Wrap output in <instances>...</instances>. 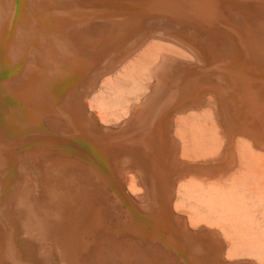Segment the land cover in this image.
Wrapping results in <instances>:
<instances>
[{
  "label": "rangeland",
  "instance_id": "1",
  "mask_svg": "<svg viewBox=\"0 0 264 264\" xmlns=\"http://www.w3.org/2000/svg\"><path fill=\"white\" fill-rule=\"evenodd\" d=\"M34 1L36 5L32 8L30 0H13L12 2L14 13L0 36V84L10 79V89L20 91L26 88L37 71H40L36 68L39 58L34 51L28 52L26 60L17 64L13 63L8 53L19 25L36 21L38 22L36 28L41 31L40 23L48 25L50 20L39 16L37 11L74 10L72 14L76 18H60L54 21L56 26L53 29L54 33L69 52L92 56L100 61L99 67H102L95 68L87 79L84 78L86 67L69 68L53 83L52 95L59 104L67 106L66 112L84 110L87 121H90V126L82 128L87 138L110 139L126 132H133L141 123L142 106L148 101L156 85L138 104L140 108L133 110L129 116H127L129 114L127 106H121L112 111L111 117L119 118L115 120L117 123L101 121L89 105L81 104L79 98L83 96L87 101L98 94L102 90L103 81L114 75L124 63L126 53H122L112 63L106 65L103 57L112 46L111 43L128 38L139 27L149 22L151 25L135 47L140 50L149 41L160 39L183 43L187 50L198 54L194 61L197 62L196 65L184 66L185 72L178 84L181 95L200 91L203 96L200 99L190 100L184 107L196 105L202 108L208 105L210 97L213 96L217 108L216 116L219 124L224 127L223 131L227 133L230 131V137L239 134L240 129L237 127L239 107L235 94L230 93L224 96L219 89L212 87L217 85L219 80L227 87L230 83L229 77L224 75L220 78L219 72L204 69L212 68L218 62L229 59H232V64L240 66L257 64L246 58L242 44V39L249 35L264 39V27L261 26L264 21V6L256 3L255 0H216L221 11V18L211 27L171 16L169 17L172 18V22L163 20L158 17L159 14H152L147 10L151 0ZM192 44L200 46L203 55H200L191 46ZM138 49L132 50L129 55L132 56ZM68 59L71 57L68 56ZM204 61L206 64L202 65ZM27 62L28 66H26ZM258 65L262 67V64ZM251 73L257 78H264V71L256 72L253 69ZM154 82L156 84V81ZM5 90L6 88H2L6 101L3 114L0 115V129L6 133V139L12 140L21 135H27V133L19 134L18 132L8 133L3 129L5 119L14 114V109H19L25 116L46 124L51 131L48 135L58 136V142L68 144V147L71 146L70 148L83 153L87 162L103 168L108 173L114 174L115 171L124 186L122 191L127 198V205L136 213V223L123 225L118 229L121 236L100 229L93 236V245L88 251H84L82 245L86 239L85 230L90 227L99 212L109 222H116L123 215L122 212L126 206L117 204L115 187L106 188L87 166L77 160H70L60 154H30L21 150L19 151V177L14 182L17 171L13 169L10 174L14 182L12 191L9 199L2 205V209L9 210L19 223L20 243L24 252L28 253L26 262L34 259L39 264H258L256 258L228 259L226 256L228 241H224L220 252V241L223 240L221 229L217 230L216 238L213 232L214 227L206 222L191 225L188 215L186 213L181 215L183 210L176 209L178 187L187 176V172L176 168L175 170L172 167L166 175L160 173L157 168L160 164H155L153 154L144 152L139 146L109 145L105 147V154L96 142L88 139L71 138L74 145L66 143L67 138L64 139V136L59 135L75 132V127H71L67 117L52 114L46 107L47 115L43 119L34 118L29 109L30 105L24 103L21 96ZM75 90L77 92L70 95ZM164 124L165 131L171 134L174 127L171 122V113L164 120ZM171 137L172 140L167 139L164 144L172 154V163L184 164L185 159L181 157L176 137ZM254 138L252 135V139ZM37 139L39 137L35 138L29 133L20 148L29 149L30 143ZM225 145L228 148L231 142ZM258 145L257 147L260 146ZM204 161L206 159L189 161L186 166L197 172ZM219 166L220 164L217 163L213 165L214 168ZM128 171L136 174L139 185L144 184L147 193L145 199L138 197L143 192L134 193L128 188L126 179L123 177V172ZM115 178L119 183L118 178L116 176ZM160 206L167 207L170 221L172 218V221L176 222L173 224L179 241L176 244H170L167 237L173 234V229L167 223L154 220L148 215L157 213ZM174 215L180 218H174ZM158 223L161 224L160 227L154 229ZM132 234L134 236H131ZM164 244L168 246L169 251ZM191 254L195 256L198 263L192 261ZM4 264L14 263L8 260Z\"/></svg>",
  "mask_w": 264,
  "mask_h": 264
},
{
  "label": "bare ground",
  "instance_id": "2",
  "mask_svg": "<svg viewBox=\"0 0 264 264\" xmlns=\"http://www.w3.org/2000/svg\"><path fill=\"white\" fill-rule=\"evenodd\" d=\"M12 2L13 0H0V36L14 13ZM255 2L264 6V0H255ZM34 5L36 2L30 0V7ZM147 10L152 14H159L158 17L163 20L172 22L171 17H174L206 27L213 26L221 18V11L216 0H151ZM72 11L74 10L37 11L39 16L50 20L48 25L40 23L41 31L37 30L38 22L36 21L19 25L8 53L13 63L17 64L26 60L28 52L34 51L39 58L36 68L40 71H37L30 84L20 91L10 89V79L0 84V115L3 114L6 101L2 88H6V92L21 96L24 103L30 105L29 109L34 118L43 119L47 115L46 107L52 114L67 117L71 127H75V132L59 135L64 136V139L67 138L66 143L72 144L71 138L88 139L96 142L105 154V147L109 145L139 146L144 152L153 154L155 164H160L157 167L160 173L166 175L172 167L187 172V176L179 184L178 200L175 201L176 209L183 210L180 214L186 213L191 225L208 223L215 228L213 230L215 237L218 236L217 230L221 229L223 240L220 241V252L224 243L228 241L226 251L228 259L249 257L256 258L258 264H264V78H257L251 73L253 69L256 72L264 71V39L258 36L250 37V35L242 39L246 58L255 61L257 63L255 66L232 64V59H229L218 62L212 68L204 69L215 70L220 73V78L227 75L230 79L227 87L220 80L217 85L212 86L219 89L224 96L230 93L236 96L239 107L237 127L240 132L230 137V131L224 132V127L218 122L213 96L210 97L208 105L202 108L196 105L184 107L190 100L200 99L203 96L200 91L181 95L178 84L185 72L184 66L196 65L197 62L194 61L198 54L187 50L181 42L178 44L160 39L149 41L140 50L135 47L151 25L146 22L128 38L111 43L112 46L102 59L107 65L122 53H126L124 63L114 75L103 81L102 90L98 94L87 101L81 95L79 98L81 104L89 105L101 121L117 123L115 120L119 118L116 116L112 118V111L121 106H127L126 108L129 109L127 116H129L133 110L140 108L138 104L156 85L152 95L142 106L141 123L133 132H126L110 139H104V137L102 140L90 139L82 130L83 127L90 126L84 110L66 112L67 106L59 104L51 90L55 80L71 67H86L84 75L86 79L95 68L99 67L100 61L92 56L69 52L54 33L53 29L56 28L54 21L60 18H76ZM261 24L264 27V21ZM191 46L203 55L200 46L195 44ZM134 49L138 51L130 56V52ZM68 56L71 59H68ZM204 64H206L205 61L202 65ZM258 64H262V67ZM28 65L27 62L26 66ZM177 84L178 86L174 87ZM76 92L75 90L70 95ZM170 113L171 122L174 124L171 134L165 131L164 124V120ZM3 129L8 133L18 132L19 134L27 133V135L8 140L6 133L0 129V264L8 260L14 264H39L34 259L26 262L28 253L24 252L20 243L19 223L9 210L2 209V205L9 199L12 184L19 177V151L21 150L30 154H60L70 160H77L87 166L106 188L115 187L117 204L126 206L123 209V215L116 222H109L99 212L90 227L85 230L86 239L82 245L84 251H88L93 245V236L98 230L103 229L121 236L118 233L120 226L136 223V213L128 207L127 198L122 191L123 185L115 171L114 174L108 173L103 168L87 162L83 153L70 148L71 146L68 147V144L58 142V136L48 135L51 131L46 124L25 116L19 109H14V114L5 119ZM29 133L39 139L31 142L29 149L20 148ZM171 136L176 137L181 157L185 159L184 164L172 163V154L164 144L167 139L172 140ZM227 142H231L228 148L225 145ZM200 159H206V161L202 162L197 172L187 168L189 161ZM216 163L220 164L218 168L213 167ZM13 169L17 171L14 182L10 177ZM114 175L119 183L116 182ZM123 175L131 192L138 194L143 192L138 197L145 199L147 197L145 186L139 185L136 174L128 171L123 172ZM148 215L154 220L167 223L173 229V234L167 236L170 244L179 242L173 225L176 222L172 221V218V222L170 221L167 207L160 206L157 213ZM160 225V223L156 224L154 229L159 228ZM164 247L169 251L166 244ZM192 261L198 263L195 256L192 257Z\"/></svg>",
  "mask_w": 264,
  "mask_h": 264
}]
</instances>
